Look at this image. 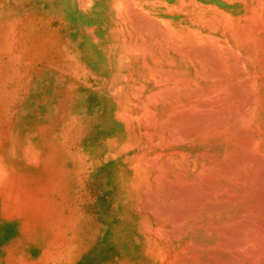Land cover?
<instances>
[{
	"label": "bare ground",
	"instance_id": "1",
	"mask_svg": "<svg viewBox=\"0 0 264 264\" xmlns=\"http://www.w3.org/2000/svg\"><path fill=\"white\" fill-rule=\"evenodd\" d=\"M45 6L73 34L74 86L93 80L113 215L69 264H264V0ZM71 92L44 80L28 108L59 115Z\"/></svg>",
	"mask_w": 264,
	"mask_h": 264
},
{
	"label": "rangeland",
	"instance_id": "2",
	"mask_svg": "<svg viewBox=\"0 0 264 264\" xmlns=\"http://www.w3.org/2000/svg\"><path fill=\"white\" fill-rule=\"evenodd\" d=\"M46 3L0 0V264H69L113 216L85 125L97 119L93 80L74 86L73 34ZM44 80L77 96L59 115L28 108Z\"/></svg>",
	"mask_w": 264,
	"mask_h": 264
}]
</instances>
